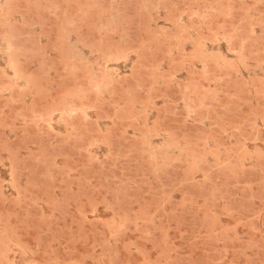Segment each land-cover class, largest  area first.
Masks as SVG:
<instances>
[{
    "label": "rangeland",
    "instance_id": "374dc122",
    "mask_svg": "<svg viewBox=\"0 0 264 264\" xmlns=\"http://www.w3.org/2000/svg\"><path fill=\"white\" fill-rule=\"evenodd\" d=\"M0 264H264V0H0Z\"/></svg>",
    "mask_w": 264,
    "mask_h": 264
}]
</instances>
